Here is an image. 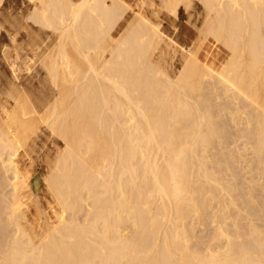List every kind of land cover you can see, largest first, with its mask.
Instances as JSON below:
<instances>
[{
    "label": "bare ground",
    "instance_id": "obj_1",
    "mask_svg": "<svg viewBox=\"0 0 264 264\" xmlns=\"http://www.w3.org/2000/svg\"><path fill=\"white\" fill-rule=\"evenodd\" d=\"M38 1L64 67L45 62L61 80L46 111L19 95L15 113L2 109L0 264H264V0H200L203 12L190 11L197 0ZM182 7L203 24L180 50L158 20L176 23ZM41 120L65 144L48 230L24 209L17 160ZM194 220L211 232L197 249ZM160 238L161 258L149 249Z\"/></svg>",
    "mask_w": 264,
    "mask_h": 264
},
{
    "label": "rangeland",
    "instance_id": "obj_2",
    "mask_svg": "<svg viewBox=\"0 0 264 264\" xmlns=\"http://www.w3.org/2000/svg\"><path fill=\"white\" fill-rule=\"evenodd\" d=\"M127 1L132 5H135L137 3V0H127ZM199 2H200V0L195 1V3H197V4H199ZM200 3L202 4V5L200 4V7L197 4L193 5V9L190 8V11L194 12L196 10L197 11L201 10L200 12H203V10H204L203 3L202 2H200ZM41 7H42V5L39 3L38 0H4L3 3L0 5V110H1L0 117L2 115L5 116V113L2 112L4 109L5 110L8 109L7 111H9L10 115H12L13 112L16 109H18L17 108L18 105H17L16 101L14 100L18 95H19L20 101L22 100L21 98L24 99L27 96V98L31 102V104L33 103V105L36 106L37 109L41 112L46 111L45 110L46 107L52 105L54 103L55 99L57 100L59 90L57 91L56 87H59V88L61 87V82H60L61 80L58 79V82H57V79H56L57 86L56 85L54 86V83H55L54 77L52 75L50 77L49 70H48V68H46L45 62L48 59H50V58L52 59L54 57L53 60L54 61L56 60L58 62L60 61V65L62 64L61 67H64L63 62H62L63 59L61 58V52H60L61 49H60V44H59V42H60V30L55 31L54 27H52V29H51V27H47L43 23L39 24L40 21L37 20V18H39V17L35 18L36 14H34L33 10H36V9L41 10ZM186 11H188V10L186 9ZM32 13L34 15L33 17H32ZM187 13L188 12H185V8L182 7L181 11L179 13V16H177V18H176V23H174L173 20L167 16H163L162 18H160L158 20L160 22V25L162 26V31L165 34L164 35L165 39L167 41H170L173 39V41H171V42L175 41V43H172V44L173 45L176 44L174 46H176L180 50H183L181 48V46H188L192 42L195 41L196 38L194 36H198L200 34L199 28L203 24L202 23L203 21H199V23L201 24L200 25L198 23V21H196V19H194V17H192V21L190 20L191 18L189 19L190 20L189 22H191V23L187 22V20L189 18L187 16ZM164 17H165V19H164ZM33 18L36 21H34ZM195 21H196V24H195ZM41 25H44V26H41ZM192 25H194V26H192ZM195 27L196 28L198 27V28L196 29ZM166 34H167V36H166ZM191 34H193L192 37H194V39L193 38L189 39V36ZM164 45H165V43H164ZM205 47L206 48L212 47V50L213 49L214 50L219 49L221 51L220 60H224L227 57L228 50L222 44L216 42L212 37H209L205 41ZM68 48H69L68 52L71 53L70 55H72V58L76 59L77 58V57H75L76 53H74L72 48L71 49H70V47H68ZM167 48H168V46H167ZM168 49L171 50L170 47ZM58 51L60 53V56H59ZM55 53H57V54H55ZM46 54H47V56H46ZM177 55L180 56L179 51L177 52ZM218 57H219V55H218ZM58 58H59V60H58ZM180 64H181V62L177 61L176 67L180 66ZM59 68H60V66H58V69ZM48 74H49V76H48ZM59 82H60V85H59ZM59 95H60V92H59ZM20 96H22V97H20ZM58 98H59V96H58ZM19 99H18V101H19ZM70 99L72 100V98H69L68 102L71 101ZM28 100H26V98H25V101L22 102L23 101L22 100L21 103L23 104V103L27 102ZM52 101H53V103H52ZM14 102H15L17 107H15ZM21 103H19V105ZM12 106H14L16 108V109L14 108L15 110L12 109L14 111L11 110V108H13ZM20 107L21 106H19V109H20ZM43 121H44V119H43ZM41 123H42V125H40L41 130L39 129L40 137L37 138V142L34 143L31 138L30 139L33 143H30L29 139H27L28 141L25 140V141L21 142L23 144L27 143L28 145L27 144L26 145L28 148L25 146H24L25 148L23 147V149H25V151H27L26 153L22 149V146L19 148V151L17 154V160L19 162V167H20L21 171L25 175L28 176L27 183L25 184V186L22 188V190L20 192L22 201L24 202V204H23L24 209L26 208L25 209L26 212L29 211L28 215L31 214L30 219L32 221V225L35 222H37L36 225H34V226H37V228H40L39 225H41L43 223V225L41 227L48 230V228H46V227H49L47 224L50 225V224H52V222H55V220H56V217L54 216L55 211L58 210L60 212V210H62V208H61L62 206L60 205V203H58L60 201H57L59 198L57 197L56 192H55L57 190V188H55V183L53 184L54 187L51 185V183L54 182L55 178H56V180H58L60 173L61 174L63 173L61 171L58 172L59 173L58 176L56 175L58 177L57 178L56 176H54L55 174H53L52 172L54 171L53 167L55 166V164H53V163L54 162L56 163L57 156H59L58 154L62 150L61 148L63 147L64 141H63V139L61 141V137L58 136L57 134H56L57 135L56 136L55 134L50 132V129L45 124L46 120H45L44 124L41 120L40 124ZM46 128H48V129H46ZM100 137H101L100 140L104 143L103 146L104 147L109 146V145H107V144H109L108 138L106 140V138L102 134H100ZM50 141H51V143H50ZM57 141H58V143H57ZM30 144H31V146H29ZM33 144H35V145H33ZM64 147H65V144H64ZM93 151L90 152V155L91 154L93 155V153H94ZM27 153H28V155H27ZM51 170H52V172H51ZM49 172L52 173V175L55 177L54 179H52V175H50ZM49 175L51 177V179H49V181L50 180L52 181V182L50 181V187L53 188V189H51L53 191H50V189L48 188L49 184L47 185L46 180L48 178H50ZM46 177H48V178H46ZM5 189L7 191L8 188H5ZM10 192L11 191L9 190L8 193H10ZM54 192H55V195H54ZM55 198H57V200ZM58 206H59V208H58ZM27 208H29V209L27 210ZM64 213L68 214L70 217V214H71L70 210L65 211ZM53 216H54V218H53ZM37 219H40L39 222ZM51 219H52V221H51ZM42 220H43V222H42ZM44 220L47 223L44 222ZM49 220H50V222H49ZM193 222L195 223L194 224V233H196V236L191 237L192 238V239H190L191 241L189 240L188 241L189 243L188 242L187 243L189 245H192L191 248L197 249L198 247H200L199 244H197V239L199 237H201L203 240H205L207 238V240L209 241L211 232L208 229H205V231H204L203 227H202L204 225L197 224L196 223L197 221L194 220ZM164 229H165V227H162L161 231H164ZM100 231L103 232V229H101ZM192 233L193 232H191L189 234V236H191ZM207 233L209 234L208 236H207ZM70 240H74V239H70ZM160 240H161V238L158 239V241H156L154 244H152L155 246L151 245L149 248V249H151V247H152V249H154V250L151 254L156 253L159 258H161L162 254L168 248L167 246L165 247L162 245L163 242L160 244V242H161ZM207 240H205V242H208ZM158 244H160V245H158ZM153 247H155V248H153ZM163 247L166 248V250L164 249L165 250L164 252L162 249ZM169 249H172V247L170 246ZM155 250H156V252H155ZM160 250H162V252ZM158 252H159V254H158ZM157 255H155V256H157ZM149 256H151V255H149ZM176 256L179 257L178 254ZM177 257L175 258V262H178V260H180ZM146 261H150V260L147 259ZM181 261H183V260H181ZM188 264H191V263H188Z\"/></svg>",
    "mask_w": 264,
    "mask_h": 264
}]
</instances>
